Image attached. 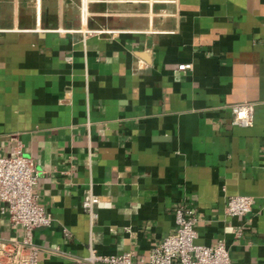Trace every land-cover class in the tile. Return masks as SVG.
Segmentation results:
<instances>
[{
    "label": "crops",
    "instance_id": "0c3cea01",
    "mask_svg": "<svg viewBox=\"0 0 264 264\" xmlns=\"http://www.w3.org/2000/svg\"><path fill=\"white\" fill-rule=\"evenodd\" d=\"M77 1L0 0V158L20 142L39 171L52 221L33 231L37 264L90 248L147 264L179 208L197 244L264 264V0H177L105 32ZM238 104L248 127L233 123ZM232 196L251 211L225 215ZM21 235L0 203V238Z\"/></svg>",
    "mask_w": 264,
    "mask_h": 264
},
{
    "label": "built area",
    "instance_id": "2783aa9c",
    "mask_svg": "<svg viewBox=\"0 0 264 264\" xmlns=\"http://www.w3.org/2000/svg\"><path fill=\"white\" fill-rule=\"evenodd\" d=\"M177 0H164L175 4ZM191 64H182L178 70H190ZM233 123L248 127L252 123L251 107L238 104L232 108ZM39 171L35 161L23 151L17 142L13 154L0 158V203L7 210L12 226L21 229L20 239L0 238V264H37L39 248L33 243V231L48 227L52 218L39 204L33 187ZM98 199L87 196L82 209L91 224L96 220L93 211ZM253 199L248 196H232L226 200L224 212L229 217H242L251 211ZM174 232L168 234L149 253L147 264H231L223 242L207 247L197 244L195 219L192 211L179 208L175 212ZM69 264H137L130 253L121 255H98L90 248L85 258H77Z\"/></svg>",
    "mask_w": 264,
    "mask_h": 264
},
{
    "label": "rangeland",
    "instance_id": "374dc122",
    "mask_svg": "<svg viewBox=\"0 0 264 264\" xmlns=\"http://www.w3.org/2000/svg\"><path fill=\"white\" fill-rule=\"evenodd\" d=\"M52 2L54 0H51ZM76 5L79 20H83V14L86 13L87 30L105 32L113 29L116 25L135 21L136 18L131 16V13L135 15L138 13L136 11H140L139 13L147 14V12H144L147 8L168 5V3H165L164 0H78ZM127 8L131 9L132 12L127 13ZM138 20H141V18H138Z\"/></svg>",
    "mask_w": 264,
    "mask_h": 264
}]
</instances>
